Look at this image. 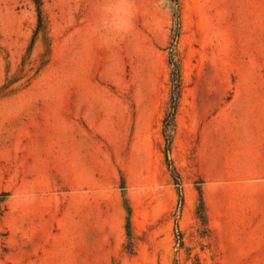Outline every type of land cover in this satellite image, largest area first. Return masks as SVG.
Masks as SVG:
<instances>
[{
    "label": "rangeland",
    "instance_id": "1",
    "mask_svg": "<svg viewBox=\"0 0 264 264\" xmlns=\"http://www.w3.org/2000/svg\"><path fill=\"white\" fill-rule=\"evenodd\" d=\"M39 1L40 27L33 0H0V264H264L242 232L215 244L171 160L184 97L264 84V0H172L171 29L135 0L111 47L99 0Z\"/></svg>",
    "mask_w": 264,
    "mask_h": 264
},
{
    "label": "crops",
    "instance_id": "2",
    "mask_svg": "<svg viewBox=\"0 0 264 264\" xmlns=\"http://www.w3.org/2000/svg\"><path fill=\"white\" fill-rule=\"evenodd\" d=\"M252 86V94L226 102L222 95L212 102L197 90L174 116L171 160L185 180L190 176L192 198L201 203L215 244L242 232L244 244L264 245V84ZM79 170L89 181V170ZM31 171L44 180L41 169ZM32 180L29 189L37 178Z\"/></svg>",
    "mask_w": 264,
    "mask_h": 264
},
{
    "label": "clouds",
    "instance_id": "3",
    "mask_svg": "<svg viewBox=\"0 0 264 264\" xmlns=\"http://www.w3.org/2000/svg\"><path fill=\"white\" fill-rule=\"evenodd\" d=\"M154 7L158 15L168 17L167 27L171 29V14L175 8L172 0H155ZM135 15V0H99L93 31L105 47H111L132 35L135 30ZM10 199L15 202L16 208H21L33 205L38 195L34 189H29L26 195L13 194Z\"/></svg>",
    "mask_w": 264,
    "mask_h": 264
},
{
    "label": "trees",
    "instance_id": "4",
    "mask_svg": "<svg viewBox=\"0 0 264 264\" xmlns=\"http://www.w3.org/2000/svg\"><path fill=\"white\" fill-rule=\"evenodd\" d=\"M33 1H34V3L37 5L38 16H39V26H38V27H40V26H41V17H40V9H39L40 1H39V0H33ZM175 69H176V70H175L176 78H178L179 75H178L177 67H175Z\"/></svg>",
    "mask_w": 264,
    "mask_h": 264
}]
</instances>
